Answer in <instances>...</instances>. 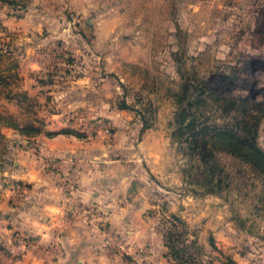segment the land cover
<instances>
[{"label": "crops", "instance_id": "crops-1", "mask_svg": "<svg viewBox=\"0 0 264 264\" xmlns=\"http://www.w3.org/2000/svg\"><path fill=\"white\" fill-rule=\"evenodd\" d=\"M241 1L250 15L264 8V0ZM203 2L0 0V35L17 34L15 42L27 51L60 45L67 37L82 45L85 37L89 73L74 82L93 86L101 52L134 51L129 60L136 61L142 51H174L175 35L187 34L178 23L189 19L191 8L192 15L204 13ZM3 54L7 74L14 54ZM28 58L17 65L23 78L36 69ZM64 96L61 109L42 113V104L38 115L45 128L23 135L22 146H14L16 128L0 124V264H187L174 252L165 220L199 222L184 209L199 197L185 199L170 185L161 127L127 103L111 104L108 96ZM0 98L6 105L11 100ZM80 110L101 128L92 133L87 123L67 124V114Z\"/></svg>", "mask_w": 264, "mask_h": 264}, {"label": "rangeland", "instance_id": "rangeland-1", "mask_svg": "<svg viewBox=\"0 0 264 264\" xmlns=\"http://www.w3.org/2000/svg\"><path fill=\"white\" fill-rule=\"evenodd\" d=\"M204 1V13L192 15L191 8L189 19L173 20L187 30L175 35L174 51H142L136 61L129 60L134 51L97 53L102 63L93 86L74 82L89 73L85 37L82 45L67 37L27 51L15 42L17 34L0 35V50L14 54L7 74L0 55V96L11 98L8 105L0 98V124L13 125L14 146H22L45 128L42 104V113L61 109L66 92L131 105L163 131L170 185L184 198L199 197L184 207L199 222L165 220L185 262L264 264V8L250 15L241 0ZM26 55L36 69L23 78L17 65ZM67 115L73 116L68 124L87 123L92 133L99 124L81 110Z\"/></svg>", "mask_w": 264, "mask_h": 264}, {"label": "built area", "instance_id": "built-area-1", "mask_svg": "<svg viewBox=\"0 0 264 264\" xmlns=\"http://www.w3.org/2000/svg\"><path fill=\"white\" fill-rule=\"evenodd\" d=\"M72 117H73L72 115H68V117L66 118V123H67V124H68V121L72 119ZM94 124H95V126H94L93 128L96 129V130H94V132H96L97 129H100V128H101V126H100V124H98V123H94ZM88 129H89V128H88ZM104 130H105V132H108V131H109L107 128H105ZM80 131L84 132L83 129H81Z\"/></svg>", "mask_w": 264, "mask_h": 264}, {"label": "trees", "instance_id": "trees-1", "mask_svg": "<svg viewBox=\"0 0 264 264\" xmlns=\"http://www.w3.org/2000/svg\"><path fill=\"white\" fill-rule=\"evenodd\" d=\"M29 128H32V127H29ZM35 129V127L33 128V130ZM47 134H51L50 132H47ZM78 135H81V134H79V133H77ZM82 136V135H81ZM174 246V245H173ZM182 249V248H181ZM181 250H178V249H176L175 247H174V252L178 255V257L180 256V258L183 256L182 255V253L180 252ZM181 259H183V257L181 258ZM184 261H185V259H183ZM188 264H190V262L188 263Z\"/></svg>", "mask_w": 264, "mask_h": 264}]
</instances>
